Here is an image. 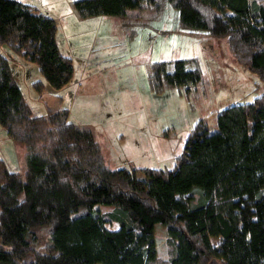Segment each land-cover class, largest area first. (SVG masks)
<instances>
[{
	"label": "trees",
	"instance_id": "obj_1",
	"mask_svg": "<svg viewBox=\"0 0 264 264\" xmlns=\"http://www.w3.org/2000/svg\"><path fill=\"white\" fill-rule=\"evenodd\" d=\"M168 1L192 32L227 37L237 61L264 83V0L73 5L81 18L124 16L130 9L157 17ZM57 34V20L37 6L0 0V44L37 62L55 89L74 75ZM174 66L169 71L165 60L155 63V89L166 83L189 88L201 78L184 59ZM68 114V108L34 114L0 51V123L28 149L24 175L0 156V264H209L213 257L222 264H264V92L223 108L213 131L199 120L170 169L112 168L92 129ZM101 205L113 208L101 211ZM156 223L166 227L168 257L158 254Z\"/></svg>",
	"mask_w": 264,
	"mask_h": 264
},
{
	"label": "rangeland",
	"instance_id": "obj_2",
	"mask_svg": "<svg viewBox=\"0 0 264 264\" xmlns=\"http://www.w3.org/2000/svg\"><path fill=\"white\" fill-rule=\"evenodd\" d=\"M23 1L58 20L59 46L74 63L72 80L55 89L37 62L0 44L33 113L68 108V120L92 129L112 168H173L199 120H206L213 131L223 108L252 101L264 92L257 73L234 57L227 37L192 32L181 24L179 8L172 1L157 17L130 9L124 16L87 18L77 15L74 0ZM177 59H184L188 68H199L200 80L189 88L166 83L155 89V63L165 60L172 71ZM36 81L42 82L41 91ZM27 153V146L0 123V156L9 169L24 175ZM112 208L100 206L101 211ZM154 234L158 254L168 257L165 225L156 223Z\"/></svg>",
	"mask_w": 264,
	"mask_h": 264
},
{
	"label": "water",
	"instance_id": "obj_3",
	"mask_svg": "<svg viewBox=\"0 0 264 264\" xmlns=\"http://www.w3.org/2000/svg\"><path fill=\"white\" fill-rule=\"evenodd\" d=\"M209 264H217L216 258H212V259L209 261Z\"/></svg>",
	"mask_w": 264,
	"mask_h": 264
},
{
	"label": "crops",
	"instance_id": "obj_4",
	"mask_svg": "<svg viewBox=\"0 0 264 264\" xmlns=\"http://www.w3.org/2000/svg\"><path fill=\"white\" fill-rule=\"evenodd\" d=\"M23 1V0H22ZM25 2H28V1H25ZM29 3V2H28ZM56 19V18H55ZM57 20V19H56ZM57 22H58V20H57Z\"/></svg>",
	"mask_w": 264,
	"mask_h": 264
}]
</instances>
